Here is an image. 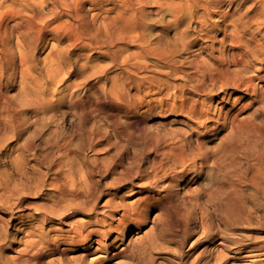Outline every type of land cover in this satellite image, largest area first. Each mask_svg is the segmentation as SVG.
Instances as JSON below:
<instances>
[{
    "label": "bare ground",
    "instance_id": "obj_1",
    "mask_svg": "<svg viewBox=\"0 0 264 264\" xmlns=\"http://www.w3.org/2000/svg\"><path fill=\"white\" fill-rule=\"evenodd\" d=\"M236 1L237 0H180L178 3H174V0H0V131L5 130L4 132L8 133V135L11 133L12 136H15L18 131L17 129L23 124V122L19 121V115H22V113L19 114L18 111L20 107L24 106L20 105V107H18L17 104H26V106L27 104H31L29 107H32V110L35 111L34 113L37 111L36 114L39 115V111L43 112L42 110L44 109L45 111L46 109L47 104L44 101L46 96L48 97V94H50L47 89L53 91H51V97L53 98L56 94H60V90L58 92L57 86L61 83L63 84L66 79L70 81V78H73L75 83L65 85L62 94H64L65 91L67 92L66 95L70 97L73 103L71 104V110L79 120V122H77L79 123L78 125L75 123L70 137L63 138L65 136L62 134L63 137L55 138L58 134L54 135L53 132L52 134L55 139H53V141L47 140L48 142L46 141V145L43 143L46 147L48 146L49 149L51 147L52 149L54 148L52 151L57 152V156L54 157H57L58 161L53 163L55 158L52 156L53 160L50 158V161L47 163H53L55 165V168H50L54 171H52L53 175H49L52 177V180L48 183L55 188L53 190H56L59 195L56 202L54 201L56 206L58 205V208H54L56 210L50 208V210L53 209V212L48 214V211H50L48 210L49 204L48 209L45 212L43 211L44 214L39 218V227L37 229L35 227L36 230H39V234H37L38 237L36 236L37 238L33 240L28 239V241L25 239L23 243L24 246L19 249L16 248V254L14 253L13 256L11 255V259L8 257V259H6L1 255L2 253H0V264H69L66 261L67 252L79 249L83 253L77 257L78 262L76 264H112V260L115 258L134 256L132 253L133 249L131 250L129 248V243L125 245L122 243L125 233L133 228H137L136 230H138L142 224L145 223L146 213L153 206L161 207L164 213L170 217L173 214V210L175 212L181 210V207H176L173 204L174 197L169 189L177 183L179 178L183 176L182 174L187 170L197 166L202 168L208 158H211L214 162L216 155L219 153H216L214 149V152H212L210 149L212 146L209 147L210 145H208V143L212 140L214 141L215 138L217 139L216 135L220 127L224 128L228 125L230 133H233L235 137L236 134H238L237 136H241L244 133L248 135V131L252 130V134L254 135L250 137L253 138V140L255 138L258 142H261L260 138L264 139V134L263 137H257L260 133V128H262V124H257L258 127L260 126L259 130L258 127L254 126V121L249 128L245 127L247 123H242L241 121L243 119L239 121V117L237 118L239 114L233 111V108L239 104L245 96H247L249 100L255 101L263 92H260L259 87V89L256 88L254 81L257 80L264 84V0H250L255 4L258 3L254 5V8L256 6L260 7L257 12H254V8H247V11L239 15V18H235L234 14H225L221 17L223 18L222 22L224 24L227 22L231 24L232 29L230 31L228 30V34L225 33L227 41L224 40L220 42V46H216L215 36H212L213 32H211V26L213 25L210 27L207 26L209 17L218 12L223 3L233 5ZM248 2L249 0H240V4H247ZM149 3H152V6L157 10H163V8H165L171 16V19L169 18L170 20L166 22L165 19L163 20L165 22L163 25H157L160 26L158 34L154 40L151 41H147L144 35L146 31L144 30L145 23L148 22L144 20V13L153 11L148 10L147 12V10L145 11L143 9L145 8L144 6ZM186 9L189 10V23L192 22L199 25L200 29L198 28L199 30L197 31L200 37L198 38V36H196L194 39H188V35H186L187 30L183 29L178 31L177 39L180 43L181 50L176 51V49L174 50L175 47L172 48L171 45L165 43L166 39L164 40L165 42L163 41L165 44H162L163 38H161V34H166L167 31L165 33V29L169 28L171 25V27L176 26L182 29L180 25L183 24L182 26H185L184 20L186 16H188L186 15ZM159 10L157 12H159ZM239 22L241 25H239ZM224 27L223 29H225ZM260 34H262V38H258ZM198 41H200L198 46L199 50L205 53L204 56H206V58L204 57L198 65L192 66L190 65V61V63L186 64V59L189 58L180 55L181 52L189 51V49L192 50L191 46L193 44L195 45ZM49 42L50 46L45 55L46 57H44L46 61L43 60L44 62L40 64L38 61L40 59H37L35 56L43 52V50L48 47ZM226 43L231 50L229 51L228 49L227 52L223 53L222 51L225 50L224 46ZM218 53L220 55H222V53L224 54V56L222 55L223 59H220ZM103 61L107 62L106 65L100 66L99 64L101 63L99 62ZM229 66L235 67L234 70H231ZM110 69H117L120 72H124L126 74L124 77L125 82L122 81L123 79H118L120 75L117 76L118 78L115 76L117 81L111 80L109 88L106 89V81L108 79L106 80L107 76L105 75ZM117 70H115V72ZM30 72H33V74H30ZM17 79L20 84L19 88L21 95H19L20 100H13L8 97L4 88L9 82L13 83ZM73 80L72 82H74ZM118 80H121L123 83H118ZM126 86L136 91L135 93L138 94L140 99L139 102L134 103V96L128 93L129 89L126 88ZM79 89L83 90L79 92ZM218 90L223 93L220 99L216 92ZM238 94H241V96H238ZM110 96L115 97V99L122 104H116L114 109H112L114 104H108L109 106L106 108L96 104L97 101L111 99ZM10 97H12V95ZM217 98L220 100L219 104H221L223 108L218 109L219 106L217 107L216 103ZM57 100H60V98ZM50 101L51 100L48 102ZM132 104H134L137 112L135 111L136 113L131 116L130 109L133 108ZM246 106H248V103L243 107ZM54 109L56 108L54 107ZM91 110H95L98 114L108 117L111 120L108 122H112L111 130L112 132L114 131L113 134L116 135L115 137L127 143L134 142V135H131L132 138L129 135L130 132L127 134V128L138 130L143 124V115L146 114L147 116L148 114L149 116H153L156 114L157 116L160 115V119H166L168 114H174L173 118L169 120V123L180 122L187 127V132H195L196 147H194L195 149H191L189 147L190 145H188L189 143L185 142L186 140L183 141L182 138L179 139L176 136H171L169 138L166 135L168 137L166 139L165 135L163 136L165 138L157 135L155 136L150 133L151 130H148L150 134L148 133L149 135L146 134L147 136L144 137L145 133L143 134L139 131L143 134L145 139L138 135V138H135L138 143H135V140L134 145H137V147L140 145L144 148L143 150L154 151L153 165L151 168L150 166L148 167L150 170L148 169L149 171L147 174H145L146 172L143 174L139 173L137 169L117 172L114 167L120 166V164L116 159L110 157V163L108 165H103L101 162L106 157L95 158L96 156H94V158L91 157L90 160L87 158L86 154L83 153L84 151L82 152V150H85V147H87L88 150L90 149L98 152V150H95V147L100 136L95 133L89 134L84 131L85 129H82V126L85 127V124L89 122L88 120L93 118ZM242 110L243 109H241V111ZM20 112H23L21 108ZM55 113L57 112L55 111L54 114ZM133 116L136 117L133 118ZM119 117L120 120L122 119V123L119 121ZM19 122L21 123L19 124ZM163 122L164 121L161 120L160 124L164 125ZM31 124H33V122ZM108 124L109 123H107V125ZM250 127L252 128L251 130ZM257 131H259V133L255 134ZM262 131H264V127ZM134 132L136 133V131ZM176 133L177 132H175V134ZM180 133L179 131V134ZM187 134L188 133H185V135ZM35 137L32 138V142ZM250 137L248 139H250ZM229 138L230 137L227 139ZM238 138L240 139V137ZM43 139H41V141ZM76 139H79L81 147H77L79 144L75 145ZM183 139H185V137ZM231 139L233 140V138ZM239 139L236 137V141ZM23 140H26V143L23 141L25 144L22 143L24 144L23 146H25L27 144V139ZM28 140L30 142V139ZM239 141L237 143L240 144ZM133 142L131 143L132 145ZM219 142L220 141H218V145ZM36 143H39L38 140ZM32 144L35 145V143ZM224 145L228 147L226 143ZM35 146L38 147L37 145ZM75 146L76 149L80 148L76 150ZM240 151H242L241 147ZM46 153L48 154L49 152L47 151ZM96 153L93 154L97 155ZM159 154L161 158H159ZM256 154L255 158H257ZM219 155L221 156L223 154ZM257 160H260V163L264 161L258 158ZM227 166L228 168L230 167L229 165ZM132 167L134 168V166ZM215 167L217 166L215 165ZM228 168H226V170H228ZM225 173L229 174V171ZM230 173H232V171ZM234 173L230 175L233 176ZM212 174H214V172ZM236 175L238 174L236 173ZM108 176H111V179L105 180ZM214 177L215 176L211 179L212 182L209 184L210 186L207 185L209 187L200 190V192L204 197L212 201L213 204L215 203V206L223 209L222 211H224L223 213L225 215L224 220L231 221L233 216L238 212V209L237 212H235L236 210L234 211V205L237 199H239L236 195V187L231 181L226 184L224 182L226 181L225 178V180H219ZM255 177L257 178V176ZM133 178L138 179V183L135 186L138 190L134 189V184L132 182ZM102 179L105 180L103 185L101 184ZM233 179L235 178L233 177ZM39 180L41 181L42 179L39 178ZM127 184L130 187L127 191L131 195H137L129 203L122 201V195L119 194L121 190L127 188ZM253 184L255 183H251V185ZM258 188L261 190V198L264 202V179H262ZM101 198H104L103 204L101 209L97 210L96 202ZM190 200L194 201V198H190ZM0 202L2 203L4 201L0 200ZM65 202L66 204H64ZM237 204L239 205V203ZM45 205L43 203L42 206L45 208ZM42 206L41 209L43 208ZM59 206H62V209L59 208ZM11 208L12 207H9V209ZM242 208H244L243 204ZM182 209L186 210L184 208ZM66 211H70L71 214H80L83 217H81L80 220L78 219L70 222L67 228H65L60 225H62V220L68 216ZM220 216H223V214ZM54 222L59 226L55 225ZM223 222L227 228L228 223L225 221ZM44 223H48L47 227L41 226ZM167 227L169 226L167 225ZM169 232L171 233V231ZM13 240L15 241L16 239ZM156 240L157 239H155V241ZM139 241L141 242V240ZM222 241H218V244H221ZM140 242L139 244H141ZM144 245V243L141 244L142 247ZM145 247L148 246L145 245ZM233 247L236 248L235 246ZM242 248L237 251L235 250L234 253L239 254L242 252ZM51 255H56L57 263L51 262V259H49L50 262H45L44 259ZM263 255L264 245H259L258 247L256 246L247 250L242 257L246 258L248 262H254V259L257 257L261 258ZM216 256H218V254ZM116 261L113 264L119 263ZM218 262H221V259L218 260ZM255 262L257 263L254 264H264L263 259ZM193 263L194 262L191 264Z\"/></svg>",
    "mask_w": 264,
    "mask_h": 264
},
{
    "label": "rangeland",
    "instance_id": "obj_2",
    "mask_svg": "<svg viewBox=\"0 0 264 264\" xmlns=\"http://www.w3.org/2000/svg\"><path fill=\"white\" fill-rule=\"evenodd\" d=\"M179 1L180 0H174V3H178ZM237 3L240 4V0H237L233 5H228L227 3H223L220 6L218 12L212 14L211 15L212 17L211 16L209 17L208 22L210 23V25L208 23L207 26L210 27L211 25H213V26H211L212 27L211 32H213L212 36H215L214 39L216 42V46H218V45L220 46V42H222L224 40L227 41V38L225 37V35L228 34L229 31L232 29L231 24H229L228 22L224 24L222 22L223 18H221V17H223V15H225V14H229V15L234 14L235 18L236 17L239 18L240 17L239 15L244 14V12L247 11L246 10L247 8L253 9L254 5L258 4V3L255 4L253 1H250V0L247 4L238 5ZM152 5H153L152 3H149V4L144 6L145 8H143L145 11L147 10V12H148V10H153V11H150L148 13H144V16H145L144 20L148 21L145 23V29H144V30H146L144 32V35H145V39L147 41L154 40V38L158 34V29L160 26H157V25H163L167 20L171 19L169 12L165 8H163V10L158 9L159 12H157L158 10L156 8H154V6H152ZM252 5H253V7H252ZM259 8H260L259 6H256L253 9L254 12L259 11ZM212 10H216V9H212ZM185 11H187L186 15H188L189 10L186 9ZM252 11H251V13H252ZM152 12H153V14H152ZM160 16H162V17H160ZM189 17H190L189 15L186 16V19L184 20L185 26H182L183 24L180 25V28H182V29H179L176 26H173L174 27L173 28V27H171L172 25L169 28H166L165 33H166V31H167V33L166 34L162 33L163 35L161 34V38H163L162 44L168 43L169 45H171L172 48L175 47L174 50L176 49V51H180L181 47H180V43L178 42L177 37H178V31H181L183 29L187 30L186 35H188V39H194L196 36H198V38H199L200 35H199V32L197 31L200 29L199 25L192 23V22L189 23ZM164 19H165V22L163 21ZM215 22H217V23H215ZM239 25H241L240 22H239ZM224 26H226V27H224ZM155 27H157V28H155ZM223 27L225 29H223ZM255 33H257V32H255ZM262 37H263L262 34H260L258 36V38H262ZM227 43L225 44V46L223 45L224 49H225L224 51H222L223 53L227 52V50L229 49ZM199 44H200V41H198L195 45L193 44L192 45L193 47L191 46L192 50L189 49V51L187 50L185 52H183V51L181 52L180 55L189 58V59H186V62H185L186 64L191 62L190 65H192V66L198 65L201 63V61H202V59H204V57L206 58V56H204L205 53L202 52L201 50H199V47H198ZM49 46H50V42L48 44V47L45 50H43V52H40V54L39 53L36 54L35 57H37V59H40V60H38L40 62V64H42L44 61H46V60H44V57H46L45 55L47 54ZM230 50L231 49H229V51ZM223 53H222V55L224 56ZM218 55H220V54L218 53ZM222 55H220V59H223ZM72 59H73V57H72ZM99 63H101V64H99L100 66H104V65H106L107 62L103 61V62H99ZM229 68L231 70H234L235 67L229 66ZM115 70H117V69H110L107 71V73L105 75L108 77V78L106 77V80L108 79L106 81L107 82V84H106L107 88L106 89L109 88L111 80L117 81L116 77L119 75L122 76L123 78L120 76H119V78L118 77L117 78L123 79L122 81L125 82L124 77L126 74L124 72H120L119 70H117L115 72ZM30 74H33V72H30ZM70 79H71L70 81L66 79V81L63 83L64 85L61 83L60 85L57 86V90H58V92L60 90V94H61V95L56 94L57 97L55 96L52 98L51 95H52L53 91L52 90L49 91V89H47L48 93L50 92V94H48V97L46 96L47 99L45 98V101H44L47 104L46 109H45V111L43 109L42 110L43 112L39 111L40 112V114L38 112L39 115L36 114L37 111H36V113H34L35 111L32 110L33 108L29 107V105L31 106V104H27V106H26V104H17L18 107H20V105L24 106V107H20L21 111H23V112H20V108L18 111L19 114L22 113V115L20 114L21 116L19 115V118H20L19 121L23 122V124H21L20 127L17 129L18 130L16 132L17 136H16V134H15V136H12L11 133H10V135H8V133L4 132L5 130L0 131V142H1L0 143V196H1L0 200L4 201L2 203L0 202V253H2L1 255L3 257H5L6 259H8V258L11 259V255L13 256L14 253L16 254V251H15V250H17L16 248L19 249V248H22L24 246L23 243L25 242L24 241L25 239H26V241H28V239L33 240V239H36L38 237L37 234H39V230H36L40 224V222L38 223V221H39V218L41 217V215L44 214L43 211L45 212L48 209L49 204L50 205H49L48 210H50V208H53V209L58 208V205L56 206L55 202L57 200V197H59V195L57 194L56 190H53L55 188H53V186L48 183L52 180V177H50L49 175H53L52 171H54V170H51L52 168H55V165L53 163H56L58 161V158L54 157V156H57V154H56L57 152L52 151L54 149V148L52 149V147L50 148L51 149V151H50L49 147L48 146L46 147L45 145L48 142L47 140L53 141V139H55L57 137H63V135L65 136L63 138H68V136L70 137V135L73 132V128L75 126V123L79 122L78 118L73 114V112L71 110V108H72L71 104H73V103L70 100V97H68L66 95L67 92L65 91L66 93L64 92V94H62L63 93L62 90L65 87V85H67L69 83H75V80H73V78H70ZM72 80L74 82H72ZM122 81L118 80V83H120V82L123 83ZM254 84L256 85L257 89L260 88L259 89L260 92L263 91L262 94L259 93L260 97L254 101V100H249L247 98V96H245L242 99V101H240V103H239L240 105L237 104L233 108V111H236L237 114H239V115H237V118L239 117V121L243 119L241 122L244 124L247 123L248 126L246 125L245 127L249 128V126H251V124H253L254 122H255L254 126H256V127H258L257 124H259V125L262 124L261 125L262 128H260V126L258 127V130L260 128L259 131L262 134H260L259 131H257L255 133V134H258V133L260 134V135L259 134L257 135V137L259 138V137H263V134H264V131H262L263 127H264V107H263L264 106V84L260 83L257 80L254 81ZM19 87H20V84H19L18 79H17L13 83L9 82V84L4 88V90L7 92V95L10 99H13V100L19 99L20 100L19 95H21V94H20V88ZM126 88H128V86H126ZM47 90H46V92H47ZM79 90H80L79 92H81L83 89H79ZM135 92L136 91L134 89L128 90V93L129 94L131 93L130 95L134 96V100H135V101L133 100L134 103L139 102V100H140L138 97V94H136ZM216 92L218 93L217 95L220 99V97L223 93L219 92V90ZM11 95L13 98L10 97ZM62 96H63V98H62ZM238 96H241V94H238ZM67 97L69 98V101H68ZM110 97H111V99L109 98L108 100H106V99L100 100V101H97L96 104L101 106V107L103 106V108L108 107L109 106L108 104H112V105L114 104V106H112V109L115 108L116 104H122L120 101L115 99V97H113V96H110ZM54 98H56V99H54ZM59 98H60V100H57ZM219 99L218 98L216 99L217 107L219 106L218 109L223 108V106L221 104H219L220 103ZM47 100L48 101L51 100V101L48 102ZM110 101H112V102H110ZM247 103H248V106L243 107ZM259 103H260V105H259ZM92 104H94V103H92ZM136 104H138V103H136ZM53 105L56 109H54ZM238 106H240V107H238ZM25 107H27V108H25ZM68 107H69V109H68ZM132 107L133 108L130 109L131 116L137 112L136 108L134 107V104H132ZM256 107H258V108H256ZM207 108H209V107H207ZM28 109H30V110H28ZM53 109H54V111H53ZM60 109L63 111H61ZM241 109H243V110L245 109V110L241 111ZM253 110H255V111H253ZM55 111L57 113L54 114ZM94 112H95V110H93V111L91 110V115L93 113V115H92L93 118L88 120L89 122L85 124V127L82 126V129L83 130L85 129L84 131H86L89 134L95 133V134H98V136H100L97 140L98 143L95 147L96 148L95 150H98V152L96 151L97 152L96 153L94 150H90V149L88 150L87 147H85L84 148L85 150H82V152L84 151L83 153L86 154L88 159H90L91 157L94 158V156H96L95 158L106 157L101 162L103 165H108L110 163L111 158L116 159L117 162L120 164V166L114 167L117 172H120L122 170L137 169L139 171V173H142V174L145 172H146L145 174L148 173V171L150 170L151 166L154 163V155H155L154 151L143 150L144 148H142L140 145H138L139 147H137V145H134L135 143H138V141L136 140L138 138V135H139V137L142 136V138L145 139L144 137H146L147 136L146 134L149 133L148 130H151L150 133L155 135V136L157 135L159 137H163L165 135L166 139L168 137L170 138L171 136H176L179 139L182 138L183 141L186 140L185 142L189 143L188 145H190L189 147L191 149L192 148L195 149L194 147H196V144H195L196 143L195 142L196 133L195 132H193V133L187 132L186 131L187 127L180 122L171 123V124L169 123V120L173 118L174 114H168L166 119H160V117H159L160 115L157 116L156 114L153 116H149L148 114H147V116H146V114L143 115L144 116V117H142L143 124L147 127H145L142 124V126L140 128H138V130L137 129L131 130L128 128L126 130L127 134H129V132H130V134H129L130 136L132 134L134 135L133 136L134 138L132 136L131 137L134 139V142H135V140H136V142L134 143L132 141L133 142V145H132L131 144L132 142L127 143V142H125L123 140H119L118 138L115 137L116 135L113 134L114 131L112 132V130H111L112 122L111 123L108 122V121H111L108 117H106L105 115L103 116L102 114L100 115L97 112H95V113ZM43 113H45V114H43ZM41 115H42V117H41ZM135 117L133 116V118H135ZM137 118H139V117H137ZM161 120L164 121L163 122L164 125L160 124ZM36 121H38V122H36ZM119 121L122 123V119L120 120V117H119ZM245 121H247V122H245ZM21 122H19V124ZM32 122H33V124H31ZM107 123H109V124L107 125ZM55 124H56V126H55ZM78 124L79 123H77L76 125H78ZM35 125H37V126H35ZM41 125H43V126H41ZM163 126L165 129L163 128ZM21 127H23V128H21ZM227 127H228V125H226V127H224V128L220 127L219 132L216 135L217 139L215 138L214 141L212 140L211 142L208 143V145H210L209 147L212 146L210 148L212 152H214V150H216V153L223 154V155H221V156L219 154L216 155L214 162L212 161L211 158L206 159L202 168H199L197 166V167H193V168L187 170L184 174H182L183 176L181 178H179L177 183L174 184V186H172L171 189H169L170 193L174 197L173 198L174 199L173 204L176 207L177 206L181 207V210L179 212L178 211L175 212L173 210V214L170 217L164 213V210L161 207H159V206L158 207H155V206L151 207L148 210V212L146 213L145 223L142 224V226L138 230H136L137 228H133V229L129 230L128 232H126L127 234L125 233V235L123 237V242H122L123 245L129 243L128 244L129 248L131 250L133 249L132 253L134 254L135 257L129 256L130 257L129 258L128 256H125L124 258L123 257L115 258L114 260H112V264L115 263L116 260H117L116 262H119L116 264H191L192 262H194L193 264H197V263L198 264H214V263L215 264H218V263L219 264H221V263L222 264H244V263L254 264V263H257L255 261H258L261 259L264 260V255L261 256V258L257 257L256 259H258V260L254 259L253 260L254 262H248L246 258L242 257L247 252V250H249L253 247H256V246L258 247L259 245H264V202L262 201V198H261V190H260V188H258V185L262 182V179H264V165H263L264 161H263V163H260V160H257V158L264 160V157H263L264 156V139L260 138L261 142H258V140L255 138L253 140V138H251L252 137L251 135H254V134H252L253 133L251 130L252 128L250 127L251 131H248L249 132L248 135L244 133L243 135H241L242 136L241 137V136H237L238 134H236L237 139H239L238 137H240V139H239L240 141L238 140L240 142V144H239V143H237L238 141H236L235 135L233 133H230L229 127L228 128ZM101 129H103L104 131ZM178 130L181 132L180 134H182L183 136L179 134ZM134 131H136V133ZM139 131H141V133H143V134L145 133L144 134L145 136L143 137V134H141ZM245 131H246V129H245ZM53 132H54V135L58 134L55 138L53 137L54 136L52 134ZM64 132H65V134H64ZM66 132H68L69 134ZM175 132H177L178 135H177V133L175 134ZM47 133L49 136L47 135ZM185 133H188V134L185 135ZM45 134L47 135V139H46ZM136 134H137V136H136ZM27 135L30 136L31 138L28 137ZM222 135H223V137H222ZM38 136L39 137L41 136V137L39 138ZM33 137H35V138H34V141L32 142L31 140ZM165 137H163V138H165ZM184 137H185V139H183ZM228 137H230V138L227 139ZM249 137H250V139H248ZM142 138H141V140H142ZM231 138H233V140ZM23 139H27V144L25 146H23V145L26 143V140H23ZM28 139H30V142ZM41 139H43L45 141H43V140L41 141ZM219 139H221V140H219ZM37 140L39 143H36ZM23 141H25V143ZM218 141H220L219 145H218ZM31 142L35 143V145H37L38 147H36ZM75 142H76L75 145L79 144V145H77V147L81 145L79 142V139H76ZM246 142H247V145H246ZM22 143H24V144H22ZM225 143L228 145V147L230 149L228 147H226V145H224ZM193 144H194V146H193ZM245 145H246V147H245ZM230 146L232 147V150H231ZM30 147H31V149H30ZM42 147H44V148L40 149ZM240 147H241L242 151H240ZM79 148L76 149V146H75L76 150H78ZM233 149H234V151H233ZM46 150L50 154L49 153L47 154ZM236 150H237V152H236ZM92 151H94V152H92ZM140 151H141V153H140ZM229 151H231V152H229ZM256 151H257V154H256ZM93 153H96L97 155H95ZM235 153H237V154H235ZM255 154H256L257 158H255ZM46 155H48V156H46ZM49 155H51V156H49ZM231 155L232 156L234 155L233 156V159L235 158L234 163H233V159H232ZM52 156L55 159H54L53 163L48 164L47 162L50 161V158H52L51 160H53ZM120 156H121V158H120ZM136 156H139V157H136ZM222 156H224V157H222ZM43 157H44V159H43ZM159 158H161L160 154H159ZM143 160L144 161L146 160V161L144 162ZM152 161H153V163H152ZM50 165H52V166H50ZM215 165L217 167H215ZM227 165H229L230 167L228 168ZM132 166H134V168ZM149 166H150V168H148ZM222 166H224V167H222ZM226 168H228V170H226ZM251 168H252V170H251ZM144 170H147V171H144ZM215 171H216V173H215ZM221 171L223 172V174ZM227 171H229V174L225 173ZM231 171H232V173L237 171L236 173L238 175H236V173H234L233 176L230 175V174H232V173H230ZM213 172H214V174H212ZM45 173H46V176H45ZM212 175L215 176L214 177L215 179H219V180H225L226 179V181H224L226 184H228L231 181L234 183V185L236 187L235 188V190L237 191L236 195H237V198L240 199V201H239V199H237L236 204L239 203V205L238 204L234 205V211L236 210L235 212H237V209H238L237 213L239 214V216L236 213L235 216H233V219L231 220L232 222L224 220L225 215L223 213L224 211H222L223 209L219 208L218 206H215L216 205L215 203L213 204L212 201L208 200V198L204 197L200 192V190H204L210 186L209 184H211V182H212L211 179L213 178ZM237 176H238V178H237ZM243 176H245V177H243ZM255 176H257V178ZM233 177L235 179H233ZM39 178L42 180L40 181ZM106 179H108V180L111 179V176H108L107 178H105V180ZM242 179L246 182H244ZM105 180L104 179L101 180L102 185L105 182ZM39 181H40V183H39ZM237 181H239V182H237ZM132 182L134 184V189L138 190V188L135 187L136 184L138 183V179L133 178ZM251 183H255V184H253L254 186L251 185ZM47 185H50V186H47ZM207 185H209V186H207ZM49 187H52V188H49ZM126 187L127 188H124L123 190H121V193H119V194L122 195V199H123L122 201H124L125 203H127V202L129 203L137 195H135V194L131 195L127 191V189L128 190L130 189L128 184ZM239 192L241 195L239 194ZM126 193H128V194H126ZM238 194H239V196H238ZM127 197H129V198H127ZM190 198H194V201H191ZM181 199H183V200H181ZM103 200H104V198L97 200V202H96L97 210L101 209V206L103 204ZM42 202L44 203V205L46 204L45 208L42 206L43 205ZM259 202L262 205H260ZM31 203H32V205H31ZM241 203L243 204L244 208H242ZM64 204H66V202ZM41 206L43 207L42 209H41ZM9 207H12L11 208L12 210L9 209ZM251 207H252V209H251ZM59 208L62 209V206L61 207L59 206ZM182 208H184L186 210H183ZM215 208H216V210H215ZM53 209L48 211V214L50 212L52 213ZM54 210H56V209H54ZM66 214L69 217L67 216V218L62 220V225H60V226H63L65 228H67V226L70 222H73V221L78 220V219L80 220V218L83 217L80 214H75V213L71 214L70 211H68V212L66 211ZM222 214H223V216H220ZM240 217H242V218H240ZM54 221H56V220H54ZM223 221L228 223V224L226 223L227 228H226L225 223ZM66 222H68V223H66ZM48 223H46V224L44 223L41 226L47 227ZM223 224H224V226H223ZM55 225L59 226L57 223H55ZM167 225L169 227H167ZM171 225H173L174 227ZM35 227H36V229H35ZM159 229H161V230H159ZM169 231H171V233ZM150 232L153 234V236ZM13 239H16V240L14 241ZM22 239H23V241H22ZM153 239H154V241H155V239H157V240L154 242ZM167 239H169V240H167ZM17 240H18V242H17ZM139 240H141V242ZM142 240H146L147 243H146V241H142ZM150 240L152 241L153 244L151 243ZM222 240H224V241H222ZM138 241L141 244L144 243L148 247H145V245L142 247ZM218 241L219 242L222 241V243L218 244L219 243ZM149 243H151V244H149ZM154 243H155L156 247L154 246ZM236 245H239V246H236ZM93 246H95V245H93ZM233 246H235L236 248L238 247V248L236 249ZM131 247H133V248H131ZM158 247L159 248L162 247V248H160V250H159ZM146 248H147V250H146ZM240 248L243 249L242 252H240L239 254H235L234 251L235 250L237 251ZM143 249L145 252L143 251ZM138 251H140L141 253ZM82 253L83 252L80 249L75 250V251H71V252H67V254H66L67 260L66 261L69 264H71V263L76 264L78 262L77 257H79ZM217 254H218V256H216ZM198 255H200V256H198ZM56 258H57L56 255H51V256L46 257L44 260H45V262L51 261V262L57 263ZM49 259H51V260L49 261ZM118 259H120V260H118ZM220 259H221V262H218V260H220ZM75 260H77V261H75ZM122 260H123V262H122ZM136 262H138V263H136Z\"/></svg>",
    "mask_w": 264,
    "mask_h": 264
}]
</instances>
